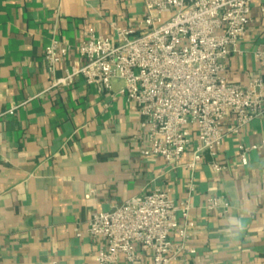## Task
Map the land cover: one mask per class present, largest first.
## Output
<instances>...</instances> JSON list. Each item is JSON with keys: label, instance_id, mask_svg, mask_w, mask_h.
<instances>
[{"label": "crops", "instance_id": "0c3cea01", "mask_svg": "<svg viewBox=\"0 0 264 264\" xmlns=\"http://www.w3.org/2000/svg\"><path fill=\"white\" fill-rule=\"evenodd\" d=\"M144 15L143 0H0V115L16 108L0 116V264H93L102 242L86 233L91 216L156 188L193 205L186 246L195 253L171 264H264V116L226 136L219 161L228 168L217 174L209 154L195 168L191 152L179 163L144 156L142 117L122 80L111 91L82 76L53 86L81 62L77 46L89 28L114 37L113 23L137 28ZM53 39L70 47L55 76L45 60ZM261 48L264 0H254L227 80L247 85L251 74L264 76L254 54ZM241 143L259 147L247 165ZM210 196L230 208L207 210ZM141 264H153L150 252Z\"/></svg>", "mask_w": 264, "mask_h": 264}, {"label": "built area", "instance_id": "2783aa9c", "mask_svg": "<svg viewBox=\"0 0 264 264\" xmlns=\"http://www.w3.org/2000/svg\"><path fill=\"white\" fill-rule=\"evenodd\" d=\"M143 4L145 15L137 28L113 23L114 37L89 28L77 46L81 62L54 78L53 86L69 87L82 76L87 84L111 91L113 81L122 80L121 93L142 117L144 156L179 163L191 152L189 167L195 168L209 154L213 170L222 173L228 168L219 161L226 136L239 134L264 116V76L251 74L243 85L229 82L225 75L229 58L243 53L254 0H143ZM69 52L70 47L57 39L47 45L50 74L55 76ZM254 54L264 66V48ZM258 148L239 145L243 165ZM190 188L194 189L192 183ZM171 192L156 188L112 211L94 213L86 233L102 245L93 264H118L121 258L127 264H141L146 251L153 264H171L185 252L194 254L186 246L196 227L193 205L189 199L174 200ZM205 208L226 211L230 203L210 196Z\"/></svg>", "mask_w": 264, "mask_h": 264}, {"label": "clouds", "instance_id": "9594fccd", "mask_svg": "<svg viewBox=\"0 0 264 264\" xmlns=\"http://www.w3.org/2000/svg\"><path fill=\"white\" fill-rule=\"evenodd\" d=\"M240 227H241V230H242V228H243V225H241Z\"/></svg>", "mask_w": 264, "mask_h": 264}]
</instances>
